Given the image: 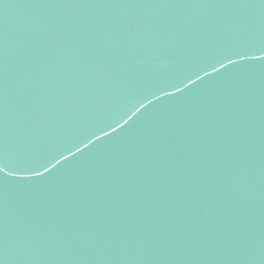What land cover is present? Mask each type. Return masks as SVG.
Returning <instances> with one entry per match:
<instances>
[{
	"label": "water",
	"instance_id": "obj_1",
	"mask_svg": "<svg viewBox=\"0 0 264 264\" xmlns=\"http://www.w3.org/2000/svg\"><path fill=\"white\" fill-rule=\"evenodd\" d=\"M246 50L261 0H0L4 264H264Z\"/></svg>",
	"mask_w": 264,
	"mask_h": 264
},
{
	"label": "snow or ice",
	"instance_id": "obj_2",
	"mask_svg": "<svg viewBox=\"0 0 264 264\" xmlns=\"http://www.w3.org/2000/svg\"><path fill=\"white\" fill-rule=\"evenodd\" d=\"M261 2H264V0H261ZM256 53H259V55H255ZM234 55L244 61L245 60H260V59H264V50L237 51L234 53ZM230 63H234V62L230 61ZM7 164H8V161L5 159L3 154H0V173H5L6 175H9V176H16L17 173H20V172H15V171H7ZM0 264H4V259L2 255H0Z\"/></svg>",
	"mask_w": 264,
	"mask_h": 264
}]
</instances>
